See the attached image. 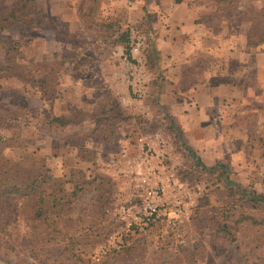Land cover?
<instances>
[{"label":"rangeland","instance_id":"1","mask_svg":"<svg viewBox=\"0 0 264 264\" xmlns=\"http://www.w3.org/2000/svg\"><path fill=\"white\" fill-rule=\"evenodd\" d=\"M35 3L30 22L0 30V65L17 66L0 71V130L19 139L4 154L42 158L66 189L75 169L88 184L65 207L58 234L1 200L0 264H78V254L95 262L130 245L140 246L129 261L146 264L160 258L159 245L187 244L197 245L192 264H264L262 228L243 224L227 240L190 226L196 210L211 212L230 191L194 165L162 121L147 90L148 52L140 82L130 43L141 34L149 51L148 27L128 22L117 0ZM13 5L0 1V16Z\"/></svg>","mask_w":264,"mask_h":264},{"label":"crops","instance_id":"2","mask_svg":"<svg viewBox=\"0 0 264 264\" xmlns=\"http://www.w3.org/2000/svg\"><path fill=\"white\" fill-rule=\"evenodd\" d=\"M117 2L128 22L148 27L147 90L162 121L204 165L224 163L264 193V0Z\"/></svg>","mask_w":264,"mask_h":264},{"label":"trees","instance_id":"3","mask_svg":"<svg viewBox=\"0 0 264 264\" xmlns=\"http://www.w3.org/2000/svg\"><path fill=\"white\" fill-rule=\"evenodd\" d=\"M13 1L14 5L0 16V30L10 27L16 22L26 24L31 21V17L35 13V0ZM254 12L260 15L257 10L252 13ZM260 34L261 31L258 35L260 36ZM126 39L127 32L120 36V40L125 41ZM3 43L0 41V44ZM250 44H256V42ZM12 67L17 66L11 65V63L0 65V71L8 72L12 70ZM169 128H172L175 138L193 160L194 165L202 172L214 176L217 186L230 191L228 195L230 197L220 203L219 207L213 208L211 212L203 214L196 210L191 216L190 226L201 233L203 228L209 225L217 236L227 240H234L235 234L243 224L260 227L264 230V193L258 192L252 186H243L234 180L231 170L224 163L217 162L212 166L204 165L196 157L194 151L181 139V132L177 127H174L171 119H169ZM17 140H19L17 137L0 130V201L4 200L9 203L16 201L20 204L17 205L18 207L29 208L34 219H41L51 232L58 234L60 226L64 224L62 214L65 207L86 188L88 181L79 170H72L67 179L70 187L66 189L61 187L57 178L47 174L42 158L27 153L20 154L16 159L6 157L5 149L15 146ZM65 197H69L68 201H65ZM99 205V210H102V207L104 208L102 199ZM17 206L14 210L18 209ZM139 246L121 247L95 262L87 261L79 254L76 260L78 264H136L132 263L134 260L132 257L137 256ZM174 246L163 245L161 247L159 245L160 258L146 262V264H192L195 262L194 254L197 245ZM130 254H133L130 258L131 261H129Z\"/></svg>","mask_w":264,"mask_h":264},{"label":"built area","instance_id":"4","mask_svg":"<svg viewBox=\"0 0 264 264\" xmlns=\"http://www.w3.org/2000/svg\"><path fill=\"white\" fill-rule=\"evenodd\" d=\"M135 38V41L132 40L130 43V54L131 57L135 60L134 62L137 63L138 72L141 77L140 82L144 83L148 79V75L147 73H145V60L147 54L146 46L144 44L145 38L141 34L135 35ZM138 92V95L140 96L142 91L140 90ZM138 144L140 145L141 149H143L145 146L147 147L149 143L143 142V137H140L138 138Z\"/></svg>","mask_w":264,"mask_h":264}]
</instances>
